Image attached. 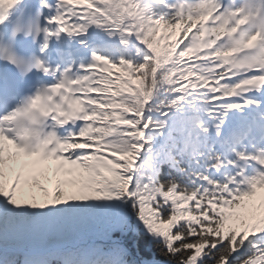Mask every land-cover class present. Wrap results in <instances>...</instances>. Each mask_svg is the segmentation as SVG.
Wrapping results in <instances>:
<instances>
[{
  "label": "snow or ice",
  "instance_id": "snow-or-ice-1",
  "mask_svg": "<svg viewBox=\"0 0 264 264\" xmlns=\"http://www.w3.org/2000/svg\"><path fill=\"white\" fill-rule=\"evenodd\" d=\"M0 264H264V0H0Z\"/></svg>",
  "mask_w": 264,
  "mask_h": 264
},
{
  "label": "rangeland",
  "instance_id": "rangeland-1",
  "mask_svg": "<svg viewBox=\"0 0 264 264\" xmlns=\"http://www.w3.org/2000/svg\"><path fill=\"white\" fill-rule=\"evenodd\" d=\"M40 182H41V184L44 186V187H46V188H50V183H48V182H46V181H44V179L41 177L40 179Z\"/></svg>",
  "mask_w": 264,
  "mask_h": 264
}]
</instances>
